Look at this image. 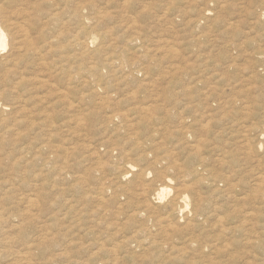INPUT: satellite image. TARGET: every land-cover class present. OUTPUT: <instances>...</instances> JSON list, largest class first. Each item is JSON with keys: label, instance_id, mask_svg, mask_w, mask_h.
I'll use <instances>...</instances> for the list:
<instances>
[{"label": "rangeland", "instance_id": "obj_1", "mask_svg": "<svg viewBox=\"0 0 264 264\" xmlns=\"http://www.w3.org/2000/svg\"><path fill=\"white\" fill-rule=\"evenodd\" d=\"M1 2L0 264H264V0Z\"/></svg>", "mask_w": 264, "mask_h": 264}, {"label": "bare ground", "instance_id": "obj_2", "mask_svg": "<svg viewBox=\"0 0 264 264\" xmlns=\"http://www.w3.org/2000/svg\"><path fill=\"white\" fill-rule=\"evenodd\" d=\"M5 6H6V4L2 3L0 0V57H1V60L3 63H8L12 58L19 56L21 39L23 38V34H22L23 29L21 28V25H22L21 22H18V21L13 22L11 19H9V17L6 13ZM80 14H81V10L79 11V13L77 14L76 17H79V19L80 18L83 19ZM86 21H88V20H86ZM28 22H29V20H28ZM29 24H30V27H29L30 28V34H34V36H37L35 28L31 26L32 22L30 21ZM87 25H89V22H87ZM86 29H87V27H86ZM83 32H84V30L80 31L77 34L75 33V35L73 36V38L75 40V45L79 46V48L83 47L84 50H86L87 48H90V47L91 48L94 47L96 38L93 35H87V36L84 35L83 36ZM85 33H87V31H85ZM93 51L94 50H90V52H93ZM92 77L94 78L93 82L96 84L97 89L103 88L100 84V82L102 83V78H103L102 75L97 72V74H93ZM0 107H1V105H0ZM116 165L117 164H115V167H116ZM122 167L123 168L120 169V172H119L120 178L125 179V178H128L129 176H131L130 171H131V169H133V167L131 165H128V164L122 165ZM168 192H169L168 189H165V188L159 189L154 194V195H156L154 200H157L158 202H160L163 199L164 195L167 194ZM178 199L180 201H182V203H183V206L179 209V211L182 212L185 208L188 207V205H190V202L188 200V197L185 194L179 196ZM199 209H200V206L196 204L194 212L197 213L199 211Z\"/></svg>", "mask_w": 264, "mask_h": 264}]
</instances>
